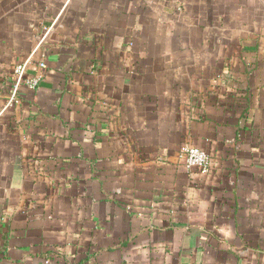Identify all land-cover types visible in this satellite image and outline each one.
<instances>
[{"label":"crops","instance_id":"crops-1","mask_svg":"<svg viewBox=\"0 0 264 264\" xmlns=\"http://www.w3.org/2000/svg\"><path fill=\"white\" fill-rule=\"evenodd\" d=\"M0 264H264V0H0Z\"/></svg>","mask_w":264,"mask_h":264},{"label":"built area","instance_id":"built-area-1","mask_svg":"<svg viewBox=\"0 0 264 264\" xmlns=\"http://www.w3.org/2000/svg\"><path fill=\"white\" fill-rule=\"evenodd\" d=\"M35 53L23 62L16 65L14 69V90L7 107H12L17 103L20 92L23 88L29 91H36L45 78L47 64L45 61L35 62ZM37 66L36 72H30L32 67ZM183 160L187 169L196 171L202 175L212 172L213 161L211 156L202 148L197 146H187L183 150Z\"/></svg>","mask_w":264,"mask_h":264},{"label":"rangeland","instance_id":"rangeland-1","mask_svg":"<svg viewBox=\"0 0 264 264\" xmlns=\"http://www.w3.org/2000/svg\"><path fill=\"white\" fill-rule=\"evenodd\" d=\"M195 9H196V8H195ZM187 25H188V23H185V24H182V25L180 24V25L177 26V28H179V29H183V28H184V34H185L186 31H187V30H186Z\"/></svg>","mask_w":264,"mask_h":264}]
</instances>
